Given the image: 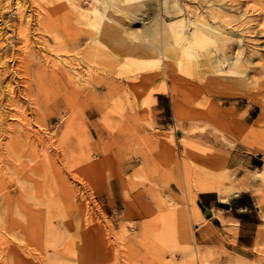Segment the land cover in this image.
<instances>
[{
    "label": "rangeland",
    "instance_id": "374dc122",
    "mask_svg": "<svg viewBox=\"0 0 264 264\" xmlns=\"http://www.w3.org/2000/svg\"><path fill=\"white\" fill-rule=\"evenodd\" d=\"M15 1L0 3V58L11 59L0 65V73L8 67L0 81V264H264V0H96L102 34L93 22L78 24L79 13L97 14L92 0H20L28 38L18 34L26 22L19 26ZM50 1L66 9L47 19ZM160 19L177 24L175 33H157ZM53 69L69 77L51 86ZM6 82L20 107L6 101ZM157 94L171 104L160 114L164 126L152 111ZM222 161L224 170L211 168ZM212 177L246 207L236 219L195 221L196 187Z\"/></svg>",
    "mask_w": 264,
    "mask_h": 264
},
{
    "label": "bare ground",
    "instance_id": "6f19581e",
    "mask_svg": "<svg viewBox=\"0 0 264 264\" xmlns=\"http://www.w3.org/2000/svg\"><path fill=\"white\" fill-rule=\"evenodd\" d=\"M35 1V0H34ZM46 1H49V0H46ZM94 3H92L91 2V9H93V11H96L97 12V14H95L94 15V17H92L93 19H90L91 18V16L89 15V13L88 12H82V14L81 13H79V15L81 16V19H78L79 21H78V24L79 25H85V27H87L88 25H90V23L91 22H93V25H94V27L96 28V30H97V32L98 33H100V34H102L103 33V26H101V23H102V21L105 19L104 18V14L102 13V11L101 10H96V4H95V2H96V0H92ZM23 2V1H22ZM22 2L20 1V0H16L14 3H15V9H16V14H17V18H18V24H19V26L22 24V22H23V20L26 22L25 24H26V28H22V27H20L19 28V32H18V34L19 35H21L22 37H27L28 38V36H27V29H28V27H29V18L28 17H26V15L24 14V6H23V4H22ZM36 2V1H35ZM72 2H74V1H72ZM0 3H1V0H0ZM4 3H5V0H4ZM4 3H3V5H4ZM7 3V2H6ZM9 3V2H8ZM14 3H12V4H14ZM46 3V2H45ZM76 3V2H75ZM36 4V3H35ZM2 5V6H3ZM8 5V4H7ZM6 5V6H7ZM72 5V4H71ZM62 6V5H61ZM68 6V5H67ZM73 6V9H75V11H76V8H77V6L75 5V4H73L72 5ZM36 7V6H35ZM79 7V6H78ZM2 8V7H1ZM6 8H9V7H6ZM37 8V7H36ZM48 8V9H47ZM46 9H44L45 10V14H46V18L47 19H51V18H53V16L52 15H56V13H58V12H61V11H63V9H66V6H65V8H63V7H60L59 8V6L58 5H56V3L54 2V1H50V2H48V7H47ZM3 9H5V8H3ZM10 9V8H9ZM38 9H40V8H38ZM62 9V10H61ZM69 9H70V7H69ZM186 9V12L188 13V14H193V15H200L201 17H204L203 15H202V13H204V11L203 10H201V9H197L196 7H189L188 9L187 8H185ZM37 11V10H36ZM39 11H41V10H39ZM2 12V11H1ZM8 12V9H7V11H6V13ZM42 12V11H41ZM44 12V11H43ZM43 12H42V14H43ZM71 12V11H70ZM70 12H68V13H70ZM80 12V11H79ZM15 13V12H14ZM37 13H39L38 11H37ZM37 13H35V14H37ZM205 13H207L206 15L207 16H209V15H211V16H213L214 15V13L213 12H205ZM13 14V13H12ZM41 14V15H42ZM45 14H44V16H45ZM39 15V14H38ZM61 15V14H60ZM79 15H77V16H79ZM2 16V13H0V17ZM52 16V17H51ZM71 17V16H70ZM106 17V16H105ZM31 18V17H30ZM37 18H38V16H37ZM39 18H42V16L41 17H39ZM45 18V17H44ZM45 18V19H46ZM11 19V18H10ZM53 20V19H52ZM12 21V20H11ZM39 21H40V19H39ZM49 21V20H48ZM56 21V20H55ZM62 21V20H61ZM7 22V21H6ZM10 22V21H9ZM37 22V21H36ZM44 22V21H43ZM57 22V21H56ZM32 23V22H31ZM40 23H42V22H40ZM50 23V22H49ZM52 23V22H51ZM37 24V23H36ZM63 24V23H62ZM66 24V23H65ZM193 25H196V26H198V27H200V28H202V29H207V27H205V26H201V25H199L198 23H192ZM203 25H206V23L203 21V23H202ZM11 25H12V23H11ZM44 25H45V23H44ZM48 25V24H47ZM64 25V24H63ZM14 26H15V24H14ZM14 26H13V28H14ZM52 26V25H51ZM48 27V26H47ZM178 27V25L177 24H172V23H168V22H166V21H163V20H159L158 22H157V24H156V31H157V33H160L161 35L163 34V35H167L168 33H170V34H173V33H175V31H176V28ZM13 28H12V31H14L13 30ZM41 28V27H40ZM43 28V27H42ZM41 28V29H42ZM49 28V27H48ZM55 28V27H54ZM56 28H57V26H56ZM82 28H84L83 26H82ZM11 29V28H10ZM15 29V28H14ZM18 29V28H17ZM51 29V28H50ZM60 29V28H59ZM86 29V28H85ZM31 30V29H30ZM52 30V29H51ZM41 31V30H40ZM44 31V30H43ZM57 31H59V30H57ZM56 31V32H57ZM208 31H210V29H208ZM30 32V31H29ZM84 32V31H83ZM2 33V32H1ZM37 33H38V31H37ZM42 33V32H41ZM46 33H48V31H46ZM60 33V32H59ZM65 33V32H64ZM68 33V32H67ZM87 33V32H86ZM18 34H14V35H18ZM55 34V33H54ZM66 34V33H65ZM85 34V33H84ZM18 35V36H19ZM49 35V34H48ZM67 35V34H66ZM70 35V34H69ZM86 35V34H85ZM0 36H3V35H0ZM50 36V35H49ZM56 36V35H55ZM58 36V35H57ZM56 36V37H57ZM65 35H63V36H61V37H64ZM68 36V35H67ZM192 36L195 38V40H202L203 39V36H202V34L199 32V31H197V30H194L193 31V34H192ZM7 37V36H6ZM6 37H4V38H6ZM16 37V36H15ZM54 37V36H53ZM151 37H154V34L153 35H151ZM9 38H11V37H9ZM42 38V37H41ZM58 38V37H57ZM67 38H69V37H67ZM1 39H3V37L1 38ZM8 39V38H7ZM15 39H17V38H15ZM71 39V38H70ZM78 38H76L75 40L74 39H72L73 41L72 42H74V41H76ZM4 40V39H3ZM45 39H43L42 41H44ZM48 40V39H47ZM54 40V39H53ZM52 40V41H53ZM60 40V39H59ZM64 40H66V39H64ZM1 41V40H0ZM16 41V40H15ZM19 41V40H18ZM22 41V40H21ZM79 41V40H78ZM203 41V40H202ZM8 42V41H7ZM10 42V41H9ZM11 42H13V41H11ZM29 43H30V41H28ZM46 42V41H45ZM96 43H99L100 42V39L98 40L97 39V41H95ZM201 42V41H200ZM24 44V43H23ZM41 44H42V42H41ZM50 44V43H49ZM71 44V43H70ZM2 45V46H1ZM1 47L3 48L4 46H3V44H2V42H1ZM12 45V44H11ZM21 45V44H20ZM47 45V44H46ZM53 45V44H52ZM67 45H69V44H67ZM74 45V44H73ZM72 45V46H73ZM75 45H76V43H75ZM85 45H86V43H85ZM22 46V45H21ZM48 46H50V45H48ZM48 46H47V48H48ZM82 46V45H81ZM7 47V46H6ZM51 47V46H50ZM49 47V48H50ZM13 48V47H12ZM55 48V47H54ZM72 48H75V47H72ZM76 48H78L77 46H76ZM6 49V51H7V48H5ZM19 49H20V46H19ZM51 49V48H50ZM21 50H23V52H25L26 50L23 48V49H20V51ZM28 50H30V49H27V51ZM32 50V49H31ZM30 50V51H31ZM52 50H53V48H52ZM160 50V52L162 53V57H163V54L164 55H166L165 54V52H163L162 51V49L160 48L159 49ZM9 54V53H8ZM7 54V55H8ZM3 55V54H2ZM4 55H6V54H4ZM6 55V56H7ZM13 55V54H12ZM12 55H10V56H12ZM21 55V54H20ZM5 57V56H4ZM25 57V56H24ZM11 58V57H10ZM18 58V57H17ZM21 58V56L19 57V59ZM14 59V58H13ZM18 59V60H19ZM25 59V58H24ZM23 59V60H24ZM8 61V60H11V59H4L3 61H1V58H0V65H6V66H9V64L7 65V62L6 61ZM26 60V59H25ZM48 60V59H47ZM54 60V59H53ZM22 62V61H21ZM60 62V61H59ZM237 62H238V60H237ZM30 63V62H29ZM61 63H62V61H61ZM64 63V62H63ZM57 64H58V62H57ZM64 64H66V63H64ZM11 65L12 64H10V67H11ZM17 65H19V64H17ZM29 65V64H28ZM27 65V66H28ZM39 66H40V63L38 64ZM50 65V64H49ZM59 65V64H58ZM234 65H235V63H234ZM42 66V65H41ZM43 66H45V64L43 65ZM55 66V65H54ZM62 66V65H61ZM197 66V65H196ZM20 67V66H19ZM24 67H26V66H24ZM3 68V67H2ZM8 68V67H7ZM7 68L5 67L4 69H2L3 70V72L2 73H0V81L1 80H3L4 79V77H5V75L7 74ZM12 68H13V66H12ZM11 68V69H12ZM17 69H18V67H16ZM15 68V69H16ZM28 68V67H27ZM39 67H37V69H38ZM51 68V67H50ZM55 68V67H54ZM56 68H57V66H56ZM24 69V68H23ZM45 69V68H44ZM62 69H64L63 67H62ZM10 70V69H9ZM22 70V69H21ZM25 70V69H24ZM39 71H40V69H38ZM11 71V70H10ZM10 71H9V73H10ZM16 71V70H15ZM59 71V70H58ZM58 71L56 70V69H53L52 71H51V73H50V71H49V75H50V78L49 79H45V80H47V81H49L50 80V83L53 81L54 83H58V82H60V80H61V77H64V78H66V76L67 77H69L68 76V74H67V72H65V70L62 72H59L60 73V75L58 74ZM14 72V71H13ZM18 72V71H17ZM28 72V71H27ZM74 72V71H73ZM262 72V71H261ZM8 73V74H9ZM34 73H36V72H34ZM40 73H42V71L40 72ZM39 73V74H40ZM65 73V74H64ZM75 73V72H74ZM12 74V73H11ZM19 74V73H18ZM28 74V73H27ZM39 74H38V76H39ZM45 74V73H44ZM13 75V74H12ZM16 75V74H15ZM23 75V74H22ZM22 75H18V76H22ZM46 75V74H45ZM72 75V74H71ZM76 75V74H75ZM17 76V75H16ZM33 76V75H32ZM61 76V77H60ZM41 76H39V78H40ZM60 77V78H59ZM73 77H75L74 76V74L72 75V78ZM12 78V77H11ZM24 78H25V76H24ZM27 78V77H26ZM43 78V77H42ZM45 78H46V76H45ZM77 79V78H76ZM14 80V79H13ZM23 80V79H22ZM27 81H25L26 83L28 82V79H26ZM31 80V79H30ZM75 80V79H74ZM9 81V80H8ZM11 81V80H10ZM16 81V80H15ZM18 81V80H17ZM43 81V79H40V82H39V80L38 81H36V89L38 90V89H42V87H43V85H45L44 84V82H42ZM47 81H45V82H47ZM62 81V80H61ZM21 82H23V81H21ZM24 82V83H25ZM30 82V81H29ZM67 82H68V80H67ZM75 82V81H74ZM87 82V81H86ZM102 82V81H101ZM7 83V82H6ZM5 83V84H6ZM18 83V82H17ZM78 82H76V84H77ZM82 83H84V82H82ZM3 84V83H2ZM16 84V83H15ZM28 84V83H27ZM1 85V84H0ZM19 85V84H18ZM24 86L23 87H25V84H23ZM4 86V85H3ZM22 86V85H21ZM47 86H48V84H47ZM51 86H52V83H51ZM63 86V85H62ZM77 86V85H76ZM255 86H256V84H255ZM65 87V86H64ZM67 87H70V88H67ZM67 87H65V88H67L68 90H70L71 89V86H68V84H67ZM79 87V86H78ZM81 87V86H80ZM79 87V88H80ZM84 87V86H83ZM85 87H87V86H85ZM84 87V88H85ZM5 88H6V90H7V92H6V94L8 93V95H9V98L6 100L10 105V107L11 106H13V105H16V104H13L14 102H15V98H16V95H15V87L13 88L12 87V85L11 84H9V83H7V85L5 86ZM22 88V87H21ZM44 88H46V87H44ZM65 88H64V90H65ZM74 88V87H73ZM82 88V87H81ZM80 88V89H81ZM254 88V87H253ZM52 89H53V87H52ZM256 89V88H255ZM1 90L2 89H0V92H1ZM22 90H24V89H22ZM32 90V89H31ZM67 90V91H68ZM82 90V89H81ZM84 90V89H83ZM5 91V90H4ZM20 91V90H19ZM18 91V92H19ZM47 91V90H46ZM59 91V90H58ZM79 91V90H78ZM249 91H250V89H249ZM252 91H253V89H252ZM252 91H250V92H252ZM256 91V90H255ZM254 91V92H255ZM22 92H25V90L24 91H22ZM44 92V91H43ZM50 92V91H49ZM51 92H53V94H54V91H51ZM81 92V91H80ZM26 93V92H25ZM30 93V92H29ZM28 93V94H29ZM56 93H57V91H56ZM257 93V92H256ZM18 94V93H17ZM40 94V93H39ZM48 94H50V93H48ZM252 94H253V92H252ZM255 94V93H254ZM258 94V93H257ZM19 95V94H18ZM21 95V94H20ZM22 95H24V94H22ZM44 95V94H43ZM51 95V94H50ZM53 96V95H52ZM252 96V95H251ZM1 97V96H0ZM7 97V96H6ZM18 97V96H17ZM24 97V96H23ZM45 97V96H44ZM51 97V96H50ZM253 97V96H252ZM4 98V97H3ZM29 98V97H28ZM33 98V97H32ZM53 98V97H52ZM57 98V97H56ZM259 98V97H258ZM36 99V98H35ZM49 99V98H48ZM254 99V98H253ZM30 100V103H31V99H29ZM43 100V99H42ZM41 100V101H42ZM51 100V99H50ZM53 100V99H52ZM55 100V99H54ZM53 100V101H54ZM251 99H249V101H250ZM255 100V99H254ZM260 100V99H259ZM2 101V100H1ZM44 101H46L45 99H44ZM49 101V100H48ZM47 101V102H48ZM52 101V102H53ZM255 101H257V99L255 100ZM40 102V101H39ZM17 103V102H16ZM19 103V105H20V102H18ZM17 103V104H18ZM33 103V102H32ZM258 103V102H257ZM4 105H5V103H3ZM39 104V103H38ZM38 104H37V108H41V107H39L38 106ZM46 104V103H45ZM1 105H2V103H1ZM8 105V104H7ZM49 105V104H48ZM8 106V107H9ZM17 106V105H16ZM101 106V105H100ZM14 107V106H13ZM17 107H20V106H17ZM16 107V108H17ZM45 107H46V105H45ZM6 108V107H5ZM34 108H35V106H34ZM263 108V107H262ZM10 109H13V108H10ZM15 109V108H14ZM21 109H23V108H21ZM25 109V108H24ZM68 109V108H67ZM36 110H38L39 111V109H36ZM46 110H47V107H46ZM98 110H100V109H98ZM14 111H16V110H14ZM26 111V110H25ZM24 111V112H25ZM1 112V111H0ZM18 111H16V113H17ZM40 112V111H39ZM105 112V111H104ZM104 112L102 113V114H104ZM251 112V111H250ZM2 113V112H1ZM21 113V111L19 112V114ZM36 113V112H35ZM41 113V112H40ZM18 114V113H17ZM3 115V114H2ZM12 115V114H11ZM21 115V114H20ZM23 115H25V113L24 114H22V116ZM35 115H37V114H35ZM38 115H39V113H38ZM104 115H106V114H104ZM19 116V115H18ZM100 116H102L101 118H103V115H100ZM13 117H14V115H13ZM16 117H17V115H16ZM20 117V116H19ZM40 117V116H39ZM38 117V118H39ZM85 117V116H84ZM1 118V117H0ZM23 118V117H22ZM22 118H19V119H22ZM86 118V117H85ZM18 119V118H17ZM16 119V120H17ZM5 120H7V118L5 119ZM25 120H26V117H25ZM25 120H23V121H21V122H25ZM264 120V119H263ZM263 120H261V122L263 121ZM19 121V122H20ZM29 122V120H26V122ZM36 121H38V120H36ZM1 122V121H0ZM18 122V121H17ZM25 122V123H26ZM35 122V121H34ZM4 123V122H3ZM41 123V122H40ZM263 123H264V121H263ZM2 124V123H1ZM0 124V125H1ZM21 123H19L18 125H20ZM261 124V123H260ZM5 125V124H4ZM17 125V126H18ZM27 125V123L25 124V126ZM39 125V124H38ZM263 125V124H262ZM17 126L15 127L16 128V130L18 131V128H20V127H18L17 128ZM41 126V125H40ZM3 127H6V126H3ZM2 127V128H3ZM22 127H23V125H22ZM21 127V128H22ZM29 127V126H28ZM27 127V128H28ZM1 128V127H0ZM1 128V129H2ZM7 128H9L8 126H7ZM6 128V129H7ZM26 128V129H27ZM30 128V127H29ZM26 129H23V130H26ZM260 129V128H259ZM3 130V129H2ZM11 130V129H10ZM20 130V129H19ZM22 130V131H23ZM7 131V130H6ZM9 131V130H8ZM14 131L15 130H13L12 131V133L13 134H16V132L14 133ZM28 131H30V130H28ZM8 133V132H7ZM31 133H33V132H30V134ZM36 133V132H35ZM37 133H39V132H37ZM21 134V133H20ZM7 135V134H6ZM17 135V134H16ZM34 135H37V134H34ZM29 137H30V135H28ZM39 136H40V134H39ZM50 136H52V135H50ZM50 136H47V137H50ZM37 138H39V137H37ZM16 139H18V137H16ZM22 140H24V139H22ZM30 140V139H29ZM32 140V139H31ZM36 139H34V141H35ZM38 140V139H37ZM44 140H46V138L44 139ZM25 141V140H24ZM23 141V142H24ZM51 141V140H50ZM54 142H55V140H53ZM53 141H51V142H49L50 144H52V142ZM255 141V140H254ZM259 141V140H258ZM7 142V141H6ZM36 142V141H35ZM38 143L40 142V141H37ZM36 142V143H37ZM260 142V141H259ZM258 142V143H259ZM262 142V141H261ZM260 142V143H261ZM48 143V142H47ZM257 143V142H256ZM5 144V143H4ZM24 145H25V142L23 143ZM55 144V143H54ZM53 144V145H54ZM3 145V144H2ZM28 146V145H27ZM18 147H22V146H18ZM26 147V146H25ZM30 147V146H29ZM41 147V146H40ZM51 147V146H50ZM53 147V146H52ZM3 148H6V147H3ZM31 149L33 148V147H30ZM53 148H55V146L53 147ZM52 148V149H53ZM11 149V152H14L15 150H17L16 148H14L13 150L14 151H12V148H10ZM18 149H20V148H18ZM22 149V148H21ZM34 149V148H33ZM6 150V149H5ZM7 150H9L8 148H7ZM24 150V149H23ZM49 150H50V148H49ZM1 151V150H0ZM10 151V150H9ZM19 151V150H18ZM44 151H45V149H44ZM2 152V151H1ZM16 152V151H15ZM35 152V151H34ZM33 152V153H34ZM41 152V151H40ZM40 152H39V154H40ZM50 152H52V151H50ZM17 153V152H16ZM38 153V152H37ZM13 154V153H12ZM15 154V153H14ZM38 154V155H39ZM51 154V153H50ZM49 154V155H50ZM36 155V154H35ZM48 155V153L44 156L45 157V159H46V156L47 157H49L50 158V156ZM52 155V154H51ZM41 156V155H40ZM53 156V155H52ZM54 156H57L56 155V153H54ZM17 157V156H16ZM34 157V156H33ZM44 157H42V158H44ZM19 158H22V157H19ZM26 157H24V159H25ZM31 158V157H30ZM54 158V157H53ZM57 158V157H56ZM55 158V159H56ZM27 159V158H26ZM50 159H52V158H50ZM49 159V160H50ZM30 161V160H29ZM46 161V160H45ZM44 161V162H45ZM48 161V160H47ZM44 162H42V163H44ZM218 163V162H217ZM211 164L210 166H211V168H213V169H215L218 165H220L222 168V170H224L223 169V164H225L223 161L222 162H219L218 164ZM45 164H47V163H45ZM53 164V162H51V164H47V165H52ZM55 164V163H54ZM48 167V166H47ZM53 167V166H52ZM55 167V166H54ZM209 167V166H208ZM0 168H1V166H0ZM49 168H50V166H49ZM204 168V167H203ZM210 168V167H209ZM210 168V169H211ZM52 169V168H51ZM219 169V168H218ZM2 170V169H1ZM0 170V171H1ZM45 170H48V169H46L45 168ZM208 170V169H207ZM55 171V170H54ZM201 171H203V169L201 170ZM217 171V170H216ZM220 171V170H219ZM31 172V171H30ZM45 172V171H44ZM51 172V171H50ZM3 173V172H2ZM2 173L0 174V175H2ZM19 173H21V172H19ZM203 173H204V171H203ZM230 173V172H229ZM45 174V173H44ZM47 174V173H46ZM210 174H211V172H210ZM230 174H232V171H231V173ZM234 174V173H233ZM40 175V174H39ZM38 175V176H39ZM43 175V174H42ZM48 175H49V171H48ZM48 175H46V176H48ZM53 175H55L54 173H53ZM52 175V176H53ZM216 175V174H215ZM32 176H34V175H32ZM38 176H36V177H38ZM45 176V177H46ZM211 176H213L212 174H211ZM233 176V175H232ZM235 176V175H234ZM44 177V176H43ZM44 177V178H45ZM203 177V176H202ZM231 177V176H230ZM251 177V176H250ZM255 177V176H254ZM262 177V176H261ZM52 178V177H51ZM63 178V177H62ZM252 178H253V176H252ZM251 178V179H252ZM258 178V177H257ZM54 179V178H53ZM52 179V180H53ZM229 179V178H228ZM228 179H226V180H228ZM231 179H233V177L232 178H230V180L229 181H231ZM240 179V178H239ZM244 179V178H243ZM243 179L241 180V181H243ZM250 179V180H251ZM253 179H256V177L255 178H253ZM26 180V179H25ZM41 180H42V178H41ZM47 180V179H46ZM49 180H50V178H49ZM55 180V179H54ZM198 180H200V179H198ZM261 180V179H260ZM43 181H44V179H43ZM236 181V180H235ZM245 181V180H244ZM243 181V182H244ZM6 182H8V181H6ZM49 182H51V181H49ZM55 182H56V180H55ZM242 182V183H243ZM10 183V182H9ZM29 183H31V182H28V184ZM52 183V182H51ZM57 183H59V180H57ZM221 181L220 180H217V179H215V178H211V179H206L205 181H202V182H200L199 184H198V186L196 187V191L199 193V192H205V191H216L217 193H218V197L221 199L220 201H225V200H228V194H227V192L225 191V190H223L222 189V187L220 186L221 185ZM234 183V182H233ZM247 183H248V181H247ZM247 183H245L244 184V186L247 184ZM250 185H253V183L250 181ZM11 184V183H10ZM44 184H45V182H44ZM64 184H65V182H64ZM236 184V183H235ZM8 185V184H7ZM47 185L49 186V184H48V182H47ZM234 185V184H233ZM255 185V184H254ZM12 186V185H11ZM11 186H8V187H11ZM55 186H56V184H55ZM235 186V185H234ZM7 187V188H8ZM30 187V186H29ZM53 187V186H52ZM59 187V186H58ZM57 187V188H58ZM61 187V186H60ZM239 187H241V186H239ZM245 187H247V186H245ZM255 187V186H254ZM44 188V186L42 187V189ZM48 188H50V187H48ZM242 188V187H241ZM10 189V188H9ZM34 189V188H33ZM32 189V190H33ZM45 189H47V188H45ZM243 189V188H242ZM50 190H52V189H50ZM239 190H241L240 188H239ZM4 191V190H3ZM47 191V190H46ZM52 192V191H51ZM27 193H29V192H27ZM56 193V192H55ZM213 193V192H212ZM234 193V192H233ZM31 194V193H30ZM33 194V193H32ZM44 194V193H43ZM54 194V193H53ZM57 194V193H56ZM236 194V193H235ZM26 196V195H25ZM31 196V195H30ZM30 196H27V197H29L30 199L32 198V196L30 197ZM49 196H51V195H48V197ZM55 196V195H54ZM46 197V196H45ZM45 197H44V199H45ZM52 197H53V195H52ZM217 197V198H218ZM29 198H27V199H29ZM55 197H53V199H54ZM33 199V198H32ZM37 199V198H36ZM49 199H51L50 197H49ZM53 199H52V201H51V203H50V200L49 201H46V202H43V203H47V205H50V204H52V202H56V201H53ZM56 199V198H55ZM166 199V198H165ZM35 200V199H34ZM38 200V199H37ZM168 200V199H167ZM31 201H33V200H31ZM36 201V200H35ZM58 201V200H57ZM38 202H39V200H38ZM38 202L37 203H35V204H38ZM164 202H165V200H164ZM171 202V201H170ZM41 205H42V203H40ZM53 204H55V203H53ZM167 204H168V202H167ZM170 204V203H169ZM1 205H3V204H1ZM32 205H33V202H32ZM41 205H39L38 204V207L40 206V207H43V206H41ZM58 205V204H57ZM56 205V206H57ZM15 206V205H14ZM37 206V205H36ZM168 206V205H167ZM171 206H174V204L173 205H171ZM170 206V208H172ZM6 207V206H5ZM52 207V206H51ZM4 208V207H3ZM2 208V209H3ZM53 208H55V207H53ZM52 208V209H53ZM58 208V207H57ZM56 208V209H57ZM175 208V207H174ZM49 209V208H48ZM162 209V208H161ZM193 209H194V215H195V221H203V220H205L203 217H202V215H201V212L199 211V209L196 207V205H194L193 206ZM1 210V209H0ZM53 210H55V209H53ZM179 210H181V209H179ZM14 212L13 213H15V211L16 210H13ZM44 211H45V209H44ZM165 211V210H164ZM169 211H170V209H169ZM175 211H177V210H175ZM184 210H182L180 213L182 214V212H183ZM0 212H2V211H0ZM54 212V211H53ZM162 212V211H161ZM18 213V212H17ZM16 214V213H15ZM15 214H13V216L15 215ZM46 214H48V212L46 213ZM184 214V213H183ZM218 214V212H214V214H213V216H216ZM21 215V214H20ZM186 215V214H185ZM164 216V215H163ZM183 216V215H182ZM15 217H17V216H15ZM22 217V216H21ZM21 217H19V218H21ZM23 218V217H22ZM51 218V217H50ZM182 218V217H181ZM214 218V217H213ZM45 219V218H44ZM183 219V218H182ZM13 221V220H12ZM21 221L22 222H24L22 219H21ZM41 223V222H40ZM1 225V224H0ZM3 226V225H2ZM38 226H39V224H38ZM37 227V226H36ZM25 228V227H24ZM36 230V229H35ZM1 231V230H0ZM3 231V230H2ZM1 231V232H2ZM16 231V230H15ZM18 231V230H17ZM14 232V231H13ZM20 232V231H19ZM27 232H29V231H27ZM2 233H4V231L2 232ZM10 233H11V231H10ZM10 233H9V235H10ZM12 234V233H11ZM18 234V233H17ZM3 235V234H2ZM6 235V234H5ZM19 235H21V234H19ZM38 233H36V232H33L32 233V236H34L35 238H38ZM4 236V235H3ZM6 236H8V235H6ZM14 236V235H13ZM12 236V237H13ZM22 237V236H21ZM8 238V237H7ZM10 238V237H9ZM4 239V238H3ZM16 239V238H15ZM188 239V238H187ZM1 240V239H0ZM5 240V239H4ZM11 240H12V238H11ZM10 241V239L8 240V242ZM15 241V240H14ZM23 242V241H22ZM22 242H19L18 244H21ZM5 243V242H4ZM15 243V242H14ZM193 243H194V241H193ZM3 244V243H2ZM11 244H13L12 242H11ZM15 245H16V243L14 244V247H15ZM23 245V244H22ZM19 245H17L16 247H18ZM1 247H2V245H1ZM0 247V248H1ZM23 247H26V246H23ZM7 248H8V246H7ZM189 248H191V247H189ZM189 248H187V250H189ZM6 249V248H5ZM18 249V248H17ZM192 249V248H191ZM197 249V248H196ZM7 250V249H6ZM19 250V249H18ZM17 250V251H18ZM25 250V249H24ZM186 250V251H187ZM200 250V249H199ZM29 251V250H28ZM191 251V250H190ZM21 251H19V253H20ZM199 252V251H198ZM23 253V252H22ZM21 253V254H22ZM27 253V252H26ZM29 254H30V252H28ZM193 253V252H192ZM192 253H190V254H192ZM20 254V255H21ZM24 254V253H23ZM23 254L21 255V256H23ZM29 254H27V255H29ZM185 255H188V254H185ZM3 256V255H2ZM9 257H12L11 255H8ZM193 256V255H192ZM26 257V256H25ZM24 257V258H25ZM29 257V256H28ZM189 257H190V255H189ZM200 258H201V256H199ZM20 261V260H19Z\"/></svg>",
    "mask_w": 264,
    "mask_h": 264
},
{
    "label": "crops",
    "instance_id": "0c3cea01",
    "mask_svg": "<svg viewBox=\"0 0 264 264\" xmlns=\"http://www.w3.org/2000/svg\"><path fill=\"white\" fill-rule=\"evenodd\" d=\"M154 98V104L152 105V111L154 113V120L157 124L164 126V116H161V112L164 111V105L166 103V108L168 110L171 109V104L169 101H165V97L163 94H157L153 96ZM137 109V108H136ZM134 113H137L134 109L133 114H131V118L133 117ZM159 122V123H158ZM135 124V123H134ZM213 192V193H212ZM218 193L216 191H205V192H199L197 196L195 197V205L201 212V215L204 219L209 218L210 216H213L214 212H218L221 214H230L231 218L236 219L232 217V214L234 212H241L246 207H241L240 205H237L238 201H232V199H228L225 201H220L221 199L218 197ZM236 199V198H234ZM217 216V215H216ZM212 218V221H217V217Z\"/></svg>",
    "mask_w": 264,
    "mask_h": 264
}]
</instances>
